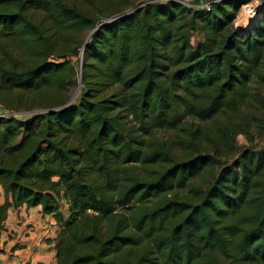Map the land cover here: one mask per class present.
<instances>
[{"label":"trees","instance_id":"1","mask_svg":"<svg viewBox=\"0 0 264 264\" xmlns=\"http://www.w3.org/2000/svg\"><path fill=\"white\" fill-rule=\"evenodd\" d=\"M86 1L0 0V236L40 206L56 264H264V0Z\"/></svg>","mask_w":264,"mask_h":264},{"label":"crops","instance_id":"2","mask_svg":"<svg viewBox=\"0 0 264 264\" xmlns=\"http://www.w3.org/2000/svg\"><path fill=\"white\" fill-rule=\"evenodd\" d=\"M58 232L54 217L40 206L10 208L0 236V264H56Z\"/></svg>","mask_w":264,"mask_h":264},{"label":"rangeland","instance_id":"3","mask_svg":"<svg viewBox=\"0 0 264 264\" xmlns=\"http://www.w3.org/2000/svg\"><path fill=\"white\" fill-rule=\"evenodd\" d=\"M72 1H75V2H78L79 4H82L84 7H89L91 10H93L95 12H96V9L99 8V6L94 7L93 5L87 3L86 0H72ZM141 1H143V0H141ZM253 1L254 0H251L250 2H248V4L253 3ZM92 6L95 9H93ZM253 7H254V5H252L250 7V10ZM253 12H254V10L249 11L248 9L242 8V6H241L239 11H238L239 16L237 17V19L235 21H233V26L235 28H238V29L246 28V25H248L250 23L251 19H252L251 22L253 23L257 17V11H255V13H253ZM85 34L87 36V31ZM201 39H202V35L194 34L192 36V40H191L192 44L195 45V43ZM72 61L74 63V66L76 67V70H78L79 66L81 65V62H82V51L80 52V54L78 56L73 57ZM77 77H78V75H77ZM78 92H79V86L77 83L70 90V94H69L70 100H74L76 98V96L78 95ZM260 93L262 95L264 94V87H262L260 89ZM252 102H254V100ZM37 110H40V109H37V108L33 109V111H37ZM246 110L249 111L250 108L246 107V109L245 108L242 109L241 115L244 114V111H246ZM244 116H245V114H244ZM249 122H250V124H249V127L247 129L248 132H240V133L236 134V136H235V142L240 147L249 146L250 144H253L255 146H260L264 143V130H261V128L258 126L259 121L250 119ZM2 200H4V196H3L2 188L0 186V203L3 202Z\"/></svg>","mask_w":264,"mask_h":264},{"label":"built area","instance_id":"4","mask_svg":"<svg viewBox=\"0 0 264 264\" xmlns=\"http://www.w3.org/2000/svg\"><path fill=\"white\" fill-rule=\"evenodd\" d=\"M152 1H157V0H152ZM159 1H168V0H159ZM173 1H176V2H179V3H182L186 6H200L202 8H205V9H209L210 8V5L215 2V1H218V0H173ZM261 4V0H254L253 3H246V4H243L242 5V8H246L248 9L249 11H253V13H255L256 11V8L258 6H260ZM254 5V7L250 10V7ZM239 16V14H237L236 18L234 19V21L237 19V17ZM247 26V25H246Z\"/></svg>","mask_w":264,"mask_h":264},{"label":"water","instance_id":"5","mask_svg":"<svg viewBox=\"0 0 264 264\" xmlns=\"http://www.w3.org/2000/svg\"><path fill=\"white\" fill-rule=\"evenodd\" d=\"M256 11H257V15L259 14V12H260V6H258L257 8H256ZM251 21H252V19H251ZM250 21V23L247 25V26H249L252 22Z\"/></svg>","mask_w":264,"mask_h":264}]
</instances>
